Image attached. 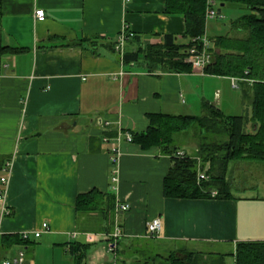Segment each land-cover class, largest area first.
I'll use <instances>...</instances> for the list:
<instances>
[{
  "label": "crops",
  "instance_id": "0c3cea01",
  "mask_svg": "<svg viewBox=\"0 0 264 264\" xmlns=\"http://www.w3.org/2000/svg\"><path fill=\"white\" fill-rule=\"evenodd\" d=\"M165 3L1 0L0 49L13 51L0 55V191L1 180H8L1 238L49 225L25 246L0 249L2 258L24 249L27 264H74L71 248L79 247L81 264H118L111 236L119 230L117 242L141 245L155 219L162 231L154 240L169 255L228 257L236 264L238 245L264 242V195L232 193L235 173L248 160L229 166L228 199H169L164 181L172 157L125 138L145 134L152 116H202L206 103L223 112L224 89H240L233 79L175 73L147 62L148 48L163 45L167 36L176 46L189 43L185 19L167 15ZM39 10L45 11L43 22L35 17ZM209 27V39L220 36H210ZM125 28L135 37L120 54L115 45ZM126 55L137 58L126 62ZM117 148L116 169L110 153ZM257 182L264 186L260 176ZM93 191L114 207L106 202L104 213H79L78 198ZM125 204L130 211L120 210Z\"/></svg>",
  "mask_w": 264,
  "mask_h": 264
},
{
  "label": "trees",
  "instance_id": "16d2710c",
  "mask_svg": "<svg viewBox=\"0 0 264 264\" xmlns=\"http://www.w3.org/2000/svg\"><path fill=\"white\" fill-rule=\"evenodd\" d=\"M1 3V0H0ZM221 4L240 5L245 14L233 23L232 36L211 38L213 61L205 69L208 76L229 78L239 82L243 98L250 97L251 117L228 116L217 106L206 103L203 115L150 117V127L145 134L132 135V142L144 150L158 148L172 157L174 166L164 181V196L169 199L197 200L211 198L217 192V199H228L231 184L227 174L233 162L248 160L264 162V0H221ZM166 14L180 16L186 21L185 38L189 43L176 46L174 38L167 36L163 45L152 46L146 52L149 63H160L166 71L191 73L192 66L186 62L188 50L199 42L207 32V0H166ZM13 53L0 49V55ZM137 55H126L124 60H136ZM178 136H193L199 142L195 156L186 155L178 159L180 151L176 145ZM199 162L209 179L198 183ZM114 207L113 200L93 191L77 200L79 213H95ZM21 236H3L0 240L2 253L14 246H25ZM135 245V244H134ZM130 246V247H128ZM133 245L121 239L113 249L118 264H198L199 258L188 254L182 260L176 255L167 258L154 256L141 260L137 252L129 253ZM74 264H81L85 253L79 247H72ZM128 257L127 260L125 258ZM236 264H264V242L241 243L236 252Z\"/></svg>",
  "mask_w": 264,
  "mask_h": 264
},
{
  "label": "rangeland",
  "instance_id": "374dc122",
  "mask_svg": "<svg viewBox=\"0 0 264 264\" xmlns=\"http://www.w3.org/2000/svg\"><path fill=\"white\" fill-rule=\"evenodd\" d=\"M221 6V0H217L216 8L220 9ZM246 8L240 6V5H228L227 8L223 9V18L222 19H215L210 20L209 23V35L214 36L215 35H230L231 29L233 23H235L236 20H238L241 16L245 14ZM215 28H219V30H214ZM232 36V35H230ZM215 38V37H214ZM166 69V66H164V70ZM243 95L242 89H233L232 87H226L223 92V113L226 115H237V116H248L251 117L252 115V108H251V101L250 97L245 98L241 101V96ZM196 114V113H195ZM195 115L196 116H200ZM176 145L181 147L183 150L187 151L191 155H195L198 150L199 142L196 140L193 136H178V139L176 140ZM247 166H242L240 164V167L242 169H238L235 173L234 181L232 182V193L238 198V197H249V196H256V195H264V186L259 185L257 182L258 177L260 176L262 179H264V162H257V161H247ZM245 165V164H244ZM233 167V166H232ZM261 167V168H260ZM231 176V175H230ZM229 176V179L231 181V177ZM229 181V180H228ZM257 186L256 189L254 187ZM130 247V246H128ZM167 250V247H164L161 243L154 239H147L144 243L141 245L136 244L131 247V249H127V251H130L129 253L132 254L134 251L137 252L138 257H146L141 258V260L144 259H150L154 256H162L163 258L169 257L170 253ZM159 254V255H158ZM172 255V254H171ZM176 257L184 260L188 254H176ZM128 257L125 258L127 260ZM198 264H235V262L232 260V258H219V257H212V256H206L205 258H199Z\"/></svg>",
  "mask_w": 264,
  "mask_h": 264
},
{
  "label": "built area",
  "instance_id": "2783aa9c",
  "mask_svg": "<svg viewBox=\"0 0 264 264\" xmlns=\"http://www.w3.org/2000/svg\"><path fill=\"white\" fill-rule=\"evenodd\" d=\"M130 1V0H127ZM217 5V0H207V13H206V21L207 23L210 20H215L217 18L222 19V15H218V10L216 8ZM35 17L37 18L38 21L43 22L46 19V14L45 11L39 10L36 11ZM135 37L134 33L128 31L126 28L124 29V32L118 37V41L115 45V50L116 52L120 54H124V48L125 45ZM194 42H199L198 44L194 45L191 47L187 54L188 57L186 59V62L189 63L192 66V70L198 73H204L205 69L211 65L213 61V56L211 54V48L212 44L210 42V39L206 35L203 36L200 39L194 40ZM125 138L128 142H132V135L127 133L125 134ZM117 142H121V139L118 138ZM178 159H183L186 157V154L182 151H178L175 155ZM119 159H120V151L119 149H114L110 153V161L111 164L114 168L117 169V166L119 164ZM209 179L208 175L206 174L205 171L201 169V163L199 162V170H198V183H201L203 181H207ZM1 183L4 185V189L0 191V203H3L6 199V193H7V185H8V180L6 178H3L1 180ZM113 183H119V178H118V170H115L114 172V178H113ZM218 195L217 192L212 193V198H216ZM131 206L129 204L121 205L120 210L122 212H128L130 211ZM148 234L147 238L148 239H156L160 235L162 231V223L160 219H155L152 222L148 224ZM49 232V225L48 223H44L42 225V229L40 231H34L32 233H24L21 235V238L24 241H29L30 236H34L36 239H39L42 234ZM1 233H0V239H1ZM122 237V233L117 230L112 236L111 239L114 241L112 251L115 249L117 240H119ZM0 264H27V259H26V252L24 249H21L20 251L17 252V254L11 258H2L0 256Z\"/></svg>",
  "mask_w": 264,
  "mask_h": 264
},
{
  "label": "water",
  "instance_id": "95a60500",
  "mask_svg": "<svg viewBox=\"0 0 264 264\" xmlns=\"http://www.w3.org/2000/svg\"><path fill=\"white\" fill-rule=\"evenodd\" d=\"M224 7V5H222V7L218 10V15H222V8Z\"/></svg>",
  "mask_w": 264,
  "mask_h": 264
}]
</instances>
